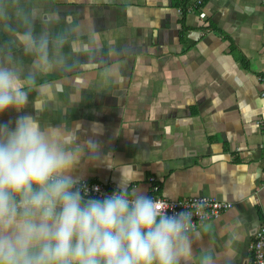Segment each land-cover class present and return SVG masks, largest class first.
Instances as JSON below:
<instances>
[{
	"label": "crops",
	"instance_id": "0c3cea01",
	"mask_svg": "<svg viewBox=\"0 0 264 264\" xmlns=\"http://www.w3.org/2000/svg\"><path fill=\"white\" fill-rule=\"evenodd\" d=\"M179 6L0 0V62L58 83L42 119L66 121L102 145L75 175L115 188L128 178L130 190L147 195L154 177L171 200L230 202L203 224L197 250H209L214 264H249L264 225V0H204L205 20L180 16ZM17 115L9 110L0 122Z\"/></svg>",
	"mask_w": 264,
	"mask_h": 264
},
{
	"label": "clouds",
	"instance_id": "9594fccd",
	"mask_svg": "<svg viewBox=\"0 0 264 264\" xmlns=\"http://www.w3.org/2000/svg\"><path fill=\"white\" fill-rule=\"evenodd\" d=\"M60 91L11 58L0 62V115L18 113L0 122V264H214L197 250L207 228L192 211L169 212L130 190L128 178L102 197L88 194L75 172L95 163L102 145L66 121L42 119ZM104 159L112 166L111 154Z\"/></svg>",
	"mask_w": 264,
	"mask_h": 264
},
{
	"label": "built area",
	"instance_id": "2783aa9c",
	"mask_svg": "<svg viewBox=\"0 0 264 264\" xmlns=\"http://www.w3.org/2000/svg\"><path fill=\"white\" fill-rule=\"evenodd\" d=\"M184 8L186 14L196 13L200 19H206L204 0H189ZM177 11L180 16H183L184 10L181 5ZM262 96H264V91L262 92ZM82 182L89 189L88 194L93 197H102L116 189L115 187H111L108 184H103L98 181L82 180ZM148 182L150 186V192L148 195H151L161 205L168 208L169 212L178 210L192 211L194 213V219L202 225L218 218L223 212L232 207L230 202L218 201L213 197L207 196H195L179 200H171L160 194L159 183L154 177H149ZM249 252V264H264V225H261L256 231L253 240H251L249 244Z\"/></svg>",
	"mask_w": 264,
	"mask_h": 264
},
{
	"label": "trees",
	"instance_id": "16d2710c",
	"mask_svg": "<svg viewBox=\"0 0 264 264\" xmlns=\"http://www.w3.org/2000/svg\"><path fill=\"white\" fill-rule=\"evenodd\" d=\"M189 0H180V5L182 6V9L184 10L183 14L184 16L186 15V12H185V4H187Z\"/></svg>",
	"mask_w": 264,
	"mask_h": 264
}]
</instances>
